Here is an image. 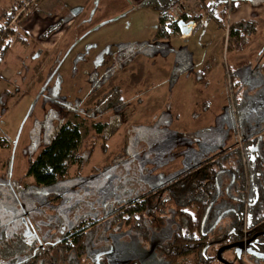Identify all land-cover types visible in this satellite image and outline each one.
I'll return each instance as SVG.
<instances>
[{"label":"rangeland","instance_id":"obj_1","mask_svg":"<svg viewBox=\"0 0 264 264\" xmlns=\"http://www.w3.org/2000/svg\"><path fill=\"white\" fill-rule=\"evenodd\" d=\"M195 1L189 2L188 6H194ZM209 1L212 4L219 2ZM51 7L52 4L41 11L49 14ZM132 8L129 0H93L84 10H79L81 17L77 29L65 36L69 39L65 43L67 49L54 58L56 66L53 63L44 71L43 67L48 62L42 64V58L33 57L34 54L24 55L17 49L19 40L13 38L17 42L13 41L4 61L10 76L0 77V140L6 141L4 146L0 144V241L7 239L6 230L11 228L13 218L25 213L28 204L35 203L36 206L38 201H46L44 215L53 216L62 209L61 203L71 199L61 197L57 202L56 195L50 194L49 201L46 195L30 194L26 190L38 186L32 177L25 176L29 162L49 143L51 132L61 120L80 127L82 141L78 150L82 155L87 156L90 144L94 143L93 154L88 161L85 159L78 171L69 164L68 179H78L75 183L79 186H74L78 195L76 200H69L67 207L73 205L70 213H77V216L92 212L93 217L100 219L106 206H114L112 202L116 198L113 197H120L126 189L130 191L128 195L137 191L135 187L141 192L156 191L180 172L218 153L216 161L227 166L224 163L227 154L222 151L237 144L246 132L262 131L258 143L263 152L264 58L255 56L252 66L247 68L248 73L243 72L242 66L231 69L243 73L241 76L248 77V80L238 97V104L226 101L229 93L223 88L227 85L226 80L228 84L236 81L235 78H227L229 72H225V78H218L221 80L209 81L205 89L190 83L212 42L221 34L226 38L223 26L210 22L207 28L196 31L187 39H156L158 14L152 9ZM35 9V6L30 7V11ZM177 10L175 15L179 13ZM231 16L229 21L233 23ZM75 36L76 41L72 43ZM224 39L218 53L223 59L226 57ZM255 44L253 39L250 47ZM56 51L59 48L55 47L51 53ZM115 71L116 74L110 75L101 87L93 89L106 78V74ZM169 72L171 77L167 78ZM208 75L212 77L211 73ZM147 77L156 81L147 84ZM119 83L126 97L123 100L127 103V119L109 140L106 154H102L101 139L91 129L93 119L84 114L96 98ZM137 84H142L140 86L145 90L143 97L139 95L144 99L140 103L134 98ZM209 97H212L211 110L216 112L193 114L192 110H201L194 106ZM80 103L82 112L78 115L65 110L64 106ZM166 103L170 104L169 108L163 107ZM154 110H158L156 114L151 113ZM106 119L103 116L94 120ZM237 132L242 135L238 139ZM233 160L235 158L232 157L231 164ZM229 179L228 173L219 175L218 201L207 224L210 238L215 241L207 251L209 264H221L215 259V252L219 249L222 235L236 221L235 211L239 203L224 193ZM69 187L72 184L69 183ZM32 192L37 194L34 190ZM55 192L53 188L51 193ZM234 192L233 189L229 191L231 194ZM165 194H157L153 205L164 200ZM107 196L112 197L109 204L105 199ZM140 199L137 196L135 201ZM124 206L127 205L123 203ZM160 214L162 218L156 220L150 219L149 215L143 218L150 221L148 227L143 225L144 229L140 230L143 236L125 233L109 238L111 254L105 259L107 264H156L162 261L159 248L176 227L173 228L175 219L171 208L163 209ZM34 220L42 219L36 215ZM44 224L43 230L47 222ZM51 227L53 225L50 224ZM188 261L194 262V257Z\"/></svg>","mask_w":264,"mask_h":264},{"label":"flooded vegetation","instance_id":"obj_2","mask_svg":"<svg viewBox=\"0 0 264 264\" xmlns=\"http://www.w3.org/2000/svg\"><path fill=\"white\" fill-rule=\"evenodd\" d=\"M40 1L41 0L39 1L37 0L33 4L38 3ZM197 1L198 2H196L195 6L192 9L187 7L182 15V17L186 16L185 21L187 22L193 21L195 23L194 29L190 30L187 34H185L186 36L183 37V36H179L180 30L177 24L171 25L174 33L169 34L165 31L164 23H162L160 24L161 29L159 32H158L159 27L157 28L156 39H162V38L187 39L192 37L196 31L201 30L203 28H207V26H205V22H208L210 17H212L214 14H211V12H209L208 9L204 8L205 6H203L200 0ZM251 1L252 0H237L236 3L237 2L252 3ZM33 4H31L27 8V10L25 11V15L23 16H26V14H28V12L30 11V7ZM220 4L221 6L222 4L230 5L232 4V1L231 3H227L226 0H220L216 4L210 3V5H213L212 8H215L216 13L217 10H220L218 9ZM63 6L64 8L61 12V16L59 17V19L57 21H51V23L47 25V27L42 31L40 35L41 39L47 40L53 34H56L59 31H61L64 24L68 23L70 25V27L68 28L69 31L66 34H64L63 38L59 42V46H58L59 51L52 53L51 56H49L46 51H38L35 53L37 55V58L38 57L42 58L43 60L42 64H46L48 62V64L45 67H43L44 68L43 71L46 69V67L52 65L53 63L55 66L57 65V63L53 62L54 58L59 57L61 52L67 49L65 43L69 41V39L67 37L65 38V36H69L70 34H73L74 30L77 29L78 23L80 21L79 19L81 17V14L78 12L81 9L84 10L88 5H85L84 8L82 7L76 8L75 10L70 9L69 7L72 6L69 4L64 3ZM170 10H172V8ZM51 11H53L51 12V14H55V10L51 8ZM232 14L233 12L230 13L229 17L227 18V21L230 24L231 22L229 20ZM23 16H21L20 19L23 18ZM230 24H226L224 26V32H225V27ZM158 26H159V21H158ZM55 27H57V29L53 30V33L51 35H49L48 37H44L45 36L44 33H46L48 29ZM248 30H249V34L247 38L244 40L241 49L239 50L245 49L248 43L247 40L257 30V26H255L254 29H248ZM229 33L228 36L225 35L227 42L230 37ZM74 41H76V36L71 42L73 43ZM137 57L138 56L134 58ZM205 58H207V54ZM241 66L243 67V65ZM262 67L264 68V64L262 65ZM256 68L257 67H255V69ZM231 69H232L231 66L225 67L223 78H225V72H229L227 76H229V78L231 79L235 78L236 83H231L230 81V84H232L230 88L232 90L230 89V94L226 96L225 100L226 101L230 100L233 101L235 104H238L236 102H239V99L235 98L237 94L236 91L242 92V89H245L246 86L244 83L246 82V80L244 79V82L243 80L242 81L239 80V78L242 77L241 76L242 73H239V71H235V70L232 71ZM115 74L116 71L111 72V74H106V78L102 79V81H99L93 89L101 87L109 79L110 75H115ZM193 76H194V78L192 79L193 81L191 80L193 86L194 87L200 86L203 89H205V84L209 83V81H207L206 78V69L200 66V68H197ZM170 77H171V73L169 72L167 78ZM116 86L120 87L122 99L126 98L123 92V88H121V84L119 83ZM223 88L228 90V86H225ZM108 91H106L102 96L96 98V100L92 104H94L98 99L102 98ZM134 92H135L134 98H137L138 99L137 101L139 103L143 101V99H141L139 95L142 96V94H145V90L143 88L135 87ZM239 96H241V93L239 94ZM211 100L212 97L205 99L203 98V100H201V103L194 106L195 108L199 106L201 110L199 112L197 110H192L193 114L195 113L205 114L209 111L212 112L210 107ZM124 102L125 103L123 104L125 109L127 107L126 106L127 103L125 99ZM82 103H84V101H82ZM82 103H80L79 105H68L64 107L65 110L68 111V113L78 115L79 112L82 110L81 109ZM169 105H170L169 103H166L163 107L169 108ZM90 106L91 104L88 106V108ZM75 109L77 110V112H75ZM84 111L85 109H83V112ZM87 111L86 114H84L86 117L89 116L87 114ZM125 111L124 110L120 111V113L122 112L125 113ZM215 112L216 111H213L212 113L214 114ZM193 114L191 113V116H193ZM125 116L127 119L126 113ZM261 132L262 131H258L254 133L246 132L244 136H242L241 133L237 132V139L239 138L240 135L242 136L238 139V143L222 151V153L226 152L227 154L224 157L225 158L224 163L227 166L222 165L221 162L219 161H216V159L219 158L218 155L219 153H218L217 155L205 159L197 166L188 168L180 172L172 179H170V181L166 184V186H161V188H158V190L156 191L141 192L138 191V189L135 187L137 191L133 192L131 195H128L127 192L130 191L126 189L125 190L126 192H124V194L121 195L120 197L118 198L113 197L116 198L115 199L116 201L112 202L114 206H112L111 208H109V206H106V208L103 207L104 211H102V214L103 213L104 214L102 217H100V219L97 216L93 217L92 212H89L87 215L82 213V215H78V216L77 213H70V210L73 207V205L67 207V203L69 202V200L72 201L76 200L78 194L75 192L76 190H74L73 188H75L78 185V183H75L76 180L78 179H71V180H67V182H60L57 185L51 187L39 186L36 189L34 188L26 189L30 194H35V195L43 194L48 196L49 201L51 200L49 196L50 194L56 195L55 199H57V201H61V197L64 198V200L65 197L67 199L71 197V199H69L67 203L64 204L61 203L62 209L61 210L58 209V214L53 216H47L48 214L44 215V208L47 205L46 201H38L37 202L38 205L36 206L28 204L25 209V213L22 214L20 213L19 215L13 218L11 222V228L9 230L8 229L6 230L7 239L0 241V264H107L105 259L108 254H111L109 253L110 250L109 245L111 244L109 238L117 234L130 233V232H124L122 230V227L116 225L118 223L120 224L121 220H125L128 217L127 214H123L125 211L122 208L126 207V206L122 207L123 203L125 204L126 201H135L137 196H139L141 199L135 202L144 203L147 199L146 197H148L149 207L151 209L159 208L161 212L165 208H171L175 219L174 222L172 223L173 228L174 227L179 228V222L176 218V212L172 204L174 202H177V200L181 202L186 201L185 199H188L189 197V195L187 194L190 188L193 187L194 185L199 184L200 186L201 183L205 185L213 182L212 184H214V186L216 187L215 193L213 194L211 200L212 203L208 211V215L206 216L201 227V231L207 236V240H208L207 246L203 250V253L205 254V258L200 260L199 257L192 256L194 257V262L188 261L191 258L189 257L186 260H179L178 262L174 263V264H201V263L209 264L210 258L207 257V251L209 250L210 246L213 243H215V241H213L210 238V231L207 228V224L209 219L212 217L213 213L215 212V206L218 201L217 191L219 186V175H221L222 173H228L230 176V179L227 181L226 186L224 187L225 190L227 191L224 190V193L226 192V195H228L229 198H231L234 201H237L239 203V208L235 211L236 221H234V223L231 224L230 228L227 229V231L222 235V240L220 241L219 249L218 251L216 250L217 253L215 252V259L221 264H246V262L250 264L253 263L264 264V258H260L257 256V255H264V189L261 188L264 185V150L262 152L261 148L259 147L260 145L258 143ZM249 143H253L254 146H250L248 151L245 150V156L243 157V159L245 160L242 163L243 166H241V164L239 163V158H238L239 156L235 151V149H242L244 153L243 148L246 145H249ZM0 144L1 146H4L5 140L2 141L0 140ZM258 156L262 157V161H261L262 167L259 168L257 171L256 170L254 171V161ZM232 157L235 158V160H233L231 164L230 159ZM180 174H183V176L179 177ZM179 181L182 182V185L180 190L178 191L177 182ZM69 183L72 184V187H69ZM53 188L56 189L55 193H51ZM90 188H92V186H90ZM90 188H88V190H90ZM230 189H233L235 191L234 194L229 193ZM258 189L261 193H257ZM33 190L37 192V194L33 193L32 192ZM131 191L133 190L131 189ZM163 192L166 193L165 194L166 198L164 200L161 199L158 203L153 205V203H155L152 202L153 199L157 198V194ZM253 192L256 194L255 196H252ZM123 196H125V198L122 199ZM107 197H105V199H108V204H109L110 200H112L111 199L112 197L111 196L108 198ZM203 201L204 200L202 198L201 205H203ZM125 205L128 206L129 204H125ZM163 205L164 207H162ZM256 208L259 209L256 210L257 212L255 214L253 211ZM156 212L159 215L156 214L155 216L151 213H148V214H144L143 216L147 218L146 215H149L150 219L152 220L162 218L160 212L158 211ZM36 215L40 216L42 220L35 221L34 217ZM119 215L120 217L117 218V221H115L114 219ZM31 218L33 219L34 222L31 220ZM45 219L47 220L45 221ZM45 222H47V224L45 230H43L42 227L45 226L44 224ZM148 223H150V221H148ZM50 224L53 225V227L49 228ZM112 226H114V229L111 230L110 227ZM95 227H97L96 231H93ZM146 227L148 226L146 225ZM176 228L172 230L171 232L172 235L174 234V232H176L177 230ZM141 233H139L140 236H143V234ZM85 234L90 235L89 236L90 241L87 245L85 254H83L79 258V260L76 259L74 253L72 257L62 258L61 256V253L63 252L62 248H66L68 247V245L69 247H74V245L70 244L69 242H74L80 238H84ZM171 234H170V238L159 248V251L165 245L171 242L172 239ZM135 236H139V235L136 234ZM219 251H222L220 255H219ZM156 264H166V263L162 259V261Z\"/></svg>","mask_w":264,"mask_h":264},{"label":"trees","instance_id":"obj_3","mask_svg":"<svg viewBox=\"0 0 264 264\" xmlns=\"http://www.w3.org/2000/svg\"><path fill=\"white\" fill-rule=\"evenodd\" d=\"M184 1L185 0H141L140 7L152 9L158 14L159 32L161 29L160 24L164 23L167 12H169V10L177 4L183 5ZM236 1L237 0L232 1V4L230 5L222 4V7L220 8L219 13L217 12V15L215 8H212L213 5L206 4L205 0H200L203 6H205L204 8L208 9L211 14H216L218 22L223 25L230 24L227 21V18L230 13L234 12ZM5 16L6 15L3 14L0 20V63L12 46L13 38L17 33V27L20 25L19 23L22 20L21 18L14 27L4 30L5 25H7L10 21V14L8 13V19L3 20ZM214 16L215 15H213V17ZM24 17L25 16H23V18ZM182 19L185 20L186 16H183ZM255 26L256 22L254 21H239L231 23L229 33L230 37L227 42V51L232 48L241 49L244 40L249 34L248 29H254ZM56 29L57 27L48 29L46 33H44V37H48L53 33V30ZM227 78H229V76H227ZM231 83H236V81H231ZM226 84V86H228L227 91L229 92V95L232 84H230V81L228 84V80H226ZM236 92L237 94L235 98L238 99L241 92ZM123 103L125 102L122 99L120 87L114 86L102 98L98 99L88 108V117L93 119L91 122V129L95 132L96 136L101 139L100 151L102 154H106L109 148V140L117 134L125 123V113H120V111H125ZM112 111L113 114L111 113ZM103 116L107 117L106 121L94 120ZM81 141L82 134L80 127L78 125L71 126L69 123L65 122V120H61L58 126L51 132L49 143L42 149L41 153L38 154L34 160L29 162L25 176L32 177L36 186L38 185L37 188L39 186L51 187L60 182H67V180H70L68 179L69 164L73 165L76 168L75 170L78 171L83 165L85 159L88 161L93 154L94 143L90 144L87 156L80 153V150L78 149ZM250 146H254L253 143H249V145H246L243 148L244 153L242 149H235L239 156L238 158L241 166H243L242 163L245 160L243 159L245 156V150L248 151ZM261 161L262 157L258 156L254 161V171H257L262 167ZM181 176H183V174L179 175V177ZM212 183L205 185L201 183L200 186L199 184L194 185L190 188L187 194L189 197L188 199H185L186 201L181 202L177 200V202L172 204L176 212V218L179 222V228H176L177 230L172 235L171 242L160 250L161 257L166 264H174L179 260H186L192 256L199 257L200 260L205 258L203 250L207 246L208 240L207 236L201 231V227L208 215V211L212 203L211 200L213 194L215 193L216 187ZM181 185V181L177 182L178 191L180 190ZM261 188L264 189V185ZM257 193H261L259 189ZM255 195L256 194L253 192L252 196ZM199 197L203 198V205H201L202 198ZM146 198L147 199L144 203L134 201L131 203L130 201L125 202V204L129 205L122 209L125 211L123 214H127L128 217L125 220H121L120 224H116L122 227L124 232L128 231L130 233H136L140 236V230L144 229L142 228L143 225L146 227L148 223L146 219H143V215L148 213L159 215L156 211L160 212V209H151L149 207L148 197ZM31 205L35 206V203ZM162 207H164V205ZM258 209L259 208H256L253 212L256 214V210ZM119 217L120 215L114 220L117 221V218ZM96 228L97 227H95L93 231H96ZM89 236L90 235L85 234L84 238H80L74 242H69L70 244H73L74 247H69L68 245V247L62 248V258L72 257L74 253L76 259L79 260V258L86 252L87 245L90 241Z\"/></svg>","mask_w":264,"mask_h":264},{"label":"crops","instance_id":"obj_4","mask_svg":"<svg viewBox=\"0 0 264 264\" xmlns=\"http://www.w3.org/2000/svg\"><path fill=\"white\" fill-rule=\"evenodd\" d=\"M19 1L21 0H2V1L0 0V20L3 14L6 15L3 18V20L8 19V13L15 7V4H17ZM92 1L93 0H84V1L82 0H41L40 2L33 4L32 6H35L36 9L33 11H29L28 14H26V16L22 18L21 22L19 23L20 25L17 27L18 29H17L16 36L18 37L17 41L19 40L18 41L19 46L17 47V49L21 50L24 55L25 54L36 55L35 53L38 51H46L48 55L51 56V54L53 53V52L51 53L52 49H54L55 47L58 48L59 42L63 38L64 34H66L69 31L68 28L70 27V25L68 23L64 24L61 31H59L56 34H53L47 40L41 39L40 35L42 31L47 27V25L51 23V21H57L59 19V17L61 16V12L64 8L63 6L64 3L71 5L72 7H69V8L72 10H75L76 8H81V7L84 8L85 5H89V3H91ZM129 2H130V5L133 7L132 9H135L136 7L141 8L140 7L141 0H129ZM251 2L252 3H249V2L235 3V12H233L231 16L234 18L232 22L236 23L239 21H248V20L255 21L257 30L252 34L253 36H251L247 40L248 43L245 49L239 50L238 48H232L228 51L226 49L225 50L226 57L224 59H223V56L220 57V54H218L219 50L221 49L220 47L223 46L224 34L219 35V37L212 42V46L210 50L207 52V58H205L201 64V67L206 69L207 81H212L213 79L212 81L213 83L216 80H221V78L220 79L218 78L223 76L226 66H231V68L233 69V68H237L243 65L242 67L243 72L247 71L248 73L247 68L249 66H252V63L255 61V56H258V57L260 56L264 58V0H252ZM205 3L210 4L211 1L205 0ZM51 4L53 6L51 8L55 9V14H51V12L53 11H50L49 14H43L41 10L46 9V7L48 8L49 5ZM220 6L218 7V9H220ZM217 12L219 13V10H217ZM214 15H215L214 17L213 16L210 17L208 22H205V26L208 27L210 22H214L216 25L223 26V29H224L225 25L220 24L217 20L216 14ZM253 15L255 16L253 17ZM253 39L256 40V44L250 47V43H253ZM224 40L226 41V46H227L226 38ZM17 41H14V42H17ZM9 52H10V49L5 54L2 60L3 62L0 63V77L1 78H8L10 76V70L6 67V64L4 62ZM34 55L33 57L37 58V55L36 56ZM207 65H209V68L207 67ZM40 73H41V69H40ZM209 73L212 74L211 75L212 77L208 75ZM147 78L145 82L147 84H150L153 81H156L155 79L152 80L150 77H147ZM244 79L248 80V77L244 78L242 76L241 78H239V80L241 81L242 80L244 81ZM192 81L190 83H192ZM140 85L142 84L138 85L139 88H141ZM145 89H147V87ZM165 101L167 102V98H165ZM157 111L154 110L151 113L155 112L156 114ZM150 116H153V114H151Z\"/></svg>","mask_w":264,"mask_h":264},{"label":"built area","instance_id":"obj_5","mask_svg":"<svg viewBox=\"0 0 264 264\" xmlns=\"http://www.w3.org/2000/svg\"><path fill=\"white\" fill-rule=\"evenodd\" d=\"M36 0H21L19 1L17 4H15V7L10 11V21L7 23V25H5L4 30L8 29V28H12L14 27L21 16L25 15V11L27 10V8L33 4ZM193 1V0H192ZM191 0H185L183 5H175L172 10H170L169 12H167V14L165 15V21H164V26H165V31L167 33H174L173 28L171 27V25L173 24H177L179 20H183L182 19V15L185 12L186 8H190L192 9L194 6H188L189 2L193 3ZM227 3H231V1H235V0H226ZM195 2H198L197 0ZM179 9V13H177V15L174 14V12H178ZM181 9V10H180ZM172 11V13H171ZM187 14V13H186ZM185 21V20H183ZM186 23V27H188L190 30L194 29L195 27V23L193 21H185ZM230 30V25H227L225 27V35L228 36ZM177 35V34H176ZM179 36H186L185 33H182L181 31H179ZM15 40L18 39L17 36L14 37ZM13 39V40H14Z\"/></svg>","mask_w":264,"mask_h":264},{"label":"water","instance_id":"obj_6","mask_svg":"<svg viewBox=\"0 0 264 264\" xmlns=\"http://www.w3.org/2000/svg\"><path fill=\"white\" fill-rule=\"evenodd\" d=\"M177 25H178L179 30H180L182 33L187 34V33L190 31V29H189L188 27H186V23H185V21H183V20H179L178 23H177ZM233 246H234V245H233ZM221 252H222V251H219V255H220ZM257 256L260 257V258H264V255H257Z\"/></svg>","mask_w":264,"mask_h":264}]
</instances>
